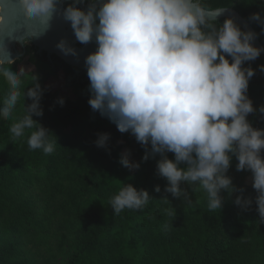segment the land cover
<instances>
[{
  "label": "clouds",
  "instance_id": "obj_1",
  "mask_svg": "<svg viewBox=\"0 0 264 264\" xmlns=\"http://www.w3.org/2000/svg\"><path fill=\"white\" fill-rule=\"evenodd\" d=\"M80 3L73 0L62 15L79 43L97 44L85 60L91 109L115 123L119 132L134 135L145 149L143 161L159 155L156 168L167 181L164 192L186 204L191 199L182 183L204 189L210 211L222 210L225 190L229 196L239 192L234 204L249 209L253 198L228 174L235 157L237 171L252 173L256 211L264 223V129L248 119L256 111L264 114V105L257 109L248 96L256 69L244 66L264 52L254 43L256 33L244 30L233 17L217 26L221 13L209 16L202 0H101L99 6L92 0L87 9ZM10 8L19 9L29 30L38 23L39 30L29 33L38 36L51 26L58 0H0V26L14 23L16 18L10 21L5 15ZM250 19L264 26L261 13ZM57 47L66 55L77 54L64 39ZM4 63L0 76L9 90L0 102V120H9L23 100L24 115L8 129L12 141L34 129L29 148L52 153V131L34 118L44 114L38 76L34 74L31 87L22 91L26 69ZM259 69L264 71V65ZM58 102L63 105L64 100ZM109 139V133H100L96 144L107 148ZM119 162L133 174L141 167L130 150L121 153ZM155 191H161L160 185ZM153 198L147 189L125 183L110 204L119 214L126 208L141 210ZM161 199L170 201L166 195ZM175 213V207L169 210V215Z\"/></svg>",
  "mask_w": 264,
  "mask_h": 264
},
{
  "label": "trees",
  "instance_id": "obj_2",
  "mask_svg": "<svg viewBox=\"0 0 264 264\" xmlns=\"http://www.w3.org/2000/svg\"><path fill=\"white\" fill-rule=\"evenodd\" d=\"M89 1L81 0L79 6ZM202 4L206 9L239 11L264 46V26L250 19L253 13L264 15V0H202ZM225 19L217 20V26ZM29 54L47 61L52 72H61L64 87L79 91L59 93L38 76L44 88V114L34 118L52 131L50 154L29 148L34 129L12 141L8 129L24 115L23 100L9 120H0V264H264V223L256 211L257 192L249 182L252 173L237 171L235 157L228 174L246 197L253 198L249 209L234 204L239 192L229 196L225 190L222 210L210 211L206 191L182 183L191 199L186 204L164 192L167 181L156 168L159 155L143 161L145 149L135 136L119 132L115 123L91 109L86 70L55 55L50 59L31 45L24 57L4 63L26 69L22 91L33 82L25 63ZM249 64L256 72L247 94L259 109L264 105V71L259 69L264 55L244 66ZM8 90L0 76V102ZM61 98L63 105L58 102ZM248 119L253 127L264 129V114L256 111ZM100 133L110 134L107 148L96 144ZM125 150H130L132 160L141 161L134 174L119 162ZM168 156L174 158L173 153ZM125 183L147 189L154 198L141 210L126 208L114 214L110 201ZM157 185L160 192L155 191ZM165 195L168 203L161 199ZM174 207L175 215H169Z\"/></svg>",
  "mask_w": 264,
  "mask_h": 264
},
{
  "label": "water",
  "instance_id": "obj_3",
  "mask_svg": "<svg viewBox=\"0 0 264 264\" xmlns=\"http://www.w3.org/2000/svg\"><path fill=\"white\" fill-rule=\"evenodd\" d=\"M66 1L73 0H58V11L51 21V26L46 32L38 36H32L29 34L30 30H39L40 26L38 23H32L29 30L27 26H23V17L22 15H19V9L10 8L7 10L5 15L9 20L16 19L14 23L0 26V62L7 61V63H12L11 60L15 61L14 59L24 57L27 53V48L25 47L24 42L30 40L31 44L37 48L38 53L46 52L50 59L52 55H55L68 65L76 67L79 70L87 71V66L85 64L86 57L96 50L97 44L95 40L88 44H81L76 40L70 22L65 21L62 15L63 9L66 8ZM91 2L92 1L85 3L83 8L87 9ZM96 3L99 6L101 0H96ZM206 10L211 17H215L218 13H221L217 17V20L227 17L235 18L236 22L244 30H252L255 32L256 38L254 43L257 46L264 47L254 26L236 9L232 7H220ZM62 39L66 40L77 50L76 55H66L57 47L58 42ZM261 54L264 55V52Z\"/></svg>",
  "mask_w": 264,
  "mask_h": 264
},
{
  "label": "rangeland",
  "instance_id": "obj_4",
  "mask_svg": "<svg viewBox=\"0 0 264 264\" xmlns=\"http://www.w3.org/2000/svg\"><path fill=\"white\" fill-rule=\"evenodd\" d=\"M24 44L28 50L26 54H28L32 44L30 40H26ZM25 63L27 64V66H29L28 74L30 76H33L35 74L39 76L41 80H44L46 82L47 81L51 82L55 86L57 92L64 94H76L79 91L78 87L74 88V90L64 87L63 86L64 75L58 71L52 72V70L48 67L47 61L41 62L38 60L37 57L33 56L32 54H29V57L27 58ZM249 182H253L252 179H250Z\"/></svg>",
  "mask_w": 264,
  "mask_h": 264
},
{
  "label": "flooded vegetation",
  "instance_id": "obj_5",
  "mask_svg": "<svg viewBox=\"0 0 264 264\" xmlns=\"http://www.w3.org/2000/svg\"><path fill=\"white\" fill-rule=\"evenodd\" d=\"M69 2H73V1H66L65 4H66V3H69Z\"/></svg>",
  "mask_w": 264,
  "mask_h": 264
}]
</instances>
